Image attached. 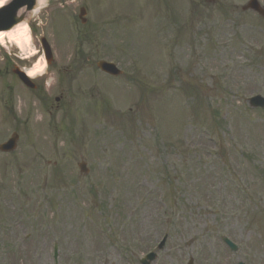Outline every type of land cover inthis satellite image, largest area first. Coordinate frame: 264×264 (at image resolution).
<instances>
[{
    "label": "rangeland",
    "instance_id": "rangeland-1",
    "mask_svg": "<svg viewBox=\"0 0 264 264\" xmlns=\"http://www.w3.org/2000/svg\"><path fill=\"white\" fill-rule=\"evenodd\" d=\"M173 1L169 27L156 0H110V33L77 70L59 54L47 66L29 27L21 48L0 45V143L18 134L0 151V264H140L152 250V264H264V110L247 103L264 96V18L248 0ZM104 45L121 76L97 73ZM10 64L33 70L44 101Z\"/></svg>",
    "mask_w": 264,
    "mask_h": 264
},
{
    "label": "flooded vegetation",
    "instance_id": "flooded-vegetation-1",
    "mask_svg": "<svg viewBox=\"0 0 264 264\" xmlns=\"http://www.w3.org/2000/svg\"><path fill=\"white\" fill-rule=\"evenodd\" d=\"M149 1L141 0L139 6L142 2L148 4ZM190 1L191 5L188 4L187 8H184L186 7L184 5V11H196L200 8H206L208 5L207 0ZM44 2L41 6L40 15L31 20L30 29L35 37L40 34L39 38L44 37L47 40L53 59L58 58V54L61 56L60 59H73V63L77 62L73 69L77 70L80 69L77 67L78 61L84 63L96 58V42L99 40L104 42L110 33L112 22L110 0H103L102 2L101 0H44ZM174 2L173 0H156V6L160 9L159 15L167 17L161 22L167 26H175L177 22ZM40 23L43 27L38 29ZM107 53V47L104 45L103 50L98 52L97 58L106 59ZM53 63L54 61L49 66ZM67 66H62L59 70H71ZM65 75L67 74H62L60 78L63 79ZM13 77L19 81L15 74ZM34 90L35 97L40 102L44 101V95L41 93L43 92L42 86L36 87L35 84ZM61 98H63V92H60V95L54 100L58 103Z\"/></svg>",
    "mask_w": 264,
    "mask_h": 264
},
{
    "label": "water",
    "instance_id": "water-1",
    "mask_svg": "<svg viewBox=\"0 0 264 264\" xmlns=\"http://www.w3.org/2000/svg\"><path fill=\"white\" fill-rule=\"evenodd\" d=\"M35 5V0H9L4 5L0 6V32L8 31L13 28L16 24L20 23L24 19V14L20 11L28 12L33 9ZM245 9H252L260 15L264 16V8L260 6L257 0H249L247 5L244 7ZM42 46L45 50V57L47 62H50V52L45 40L42 39ZM96 66L104 72H107L112 75H119L121 73L120 70L116 68L113 63L106 61H98ZM13 72L18 75V77L28 86L33 87V84L30 80L25 76V74L19 69H13ZM248 103L251 107H260L264 108V97L261 95H255L248 99ZM17 140V134L12 133L11 136L3 143L0 144L1 151H9L15 147V142ZM79 170L82 172H87L88 169L85 166L84 162H80L78 164ZM165 236L158 244V248H161L165 242ZM223 240L229 245V247L233 250H236V245L229 241L227 238H223ZM155 258L154 252H149L145 255L144 258L140 260L141 264H150L152 260ZM236 264H244L242 262H238Z\"/></svg>",
    "mask_w": 264,
    "mask_h": 264
},
{
    "label": "bare ground",
    "instance_id": "bare-ground-1",
    "mask_svg": "<svg viewBox=\"0 0 264 264\" xmlns=\"http://www.w3.org/2000/svg\"><path fill=\"white\" fill-rule=\"evenodd\" d=\"M8 0H0V6L5 4ZM44 0H36L35 7L32 11L24 12V20L16 24L13 28L6 32H0V45H3L5 42L13 43L17 48L22 47V43L28 40L27 26L26 21L33 15V13L43 4ZM20 12V13H21ZM44 61L41 58L40 67L44 66ZM28 77H32L33 70H25Z\"/></svg>",
    "mask_w": 264,
    "mask_h": 264
},
{
    "label": "trees",
    "instance_id": "trees-1",
    "mask_svg": "<svg viewBox=\"0 0 264 264\" xmlns=\"http://www.w3.org/2000/svg\"><path fill=\"white\" fill-rule=\"evenodd\" d=\"M224 167H226V166L224 165ZM177 174H182V171L181 172L177 171Z\"/></svg>",
    "mask_w": 264,
    "mask_h": 264
}]
</instances>
